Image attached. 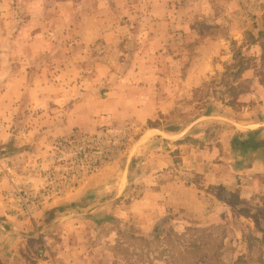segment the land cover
<instances>
[{"label": "rangeland", "instance_id": "rangeland-1", "mask_svg": "<svg viewBox=\"0 0 264 264\" xmlns=\"http://www.w3.org/2000/svg\"><path fill=\"white\" fill-rule=\"evenodd\" d=\"M93 31L96 38L85 39ZM10 51L28 54V70L54 85L52 98L68 97L62 118L82 100L96 109L74 112L77 120L88 116L91 129L76 126L61 137L46 126L33 131L29 123L41 114L26 110V125L0 146V264H166L171 256L195 264L182 252L208 264H264V197L244 191L263 185L264 174L251 176L253 161L228 149L235 132L264 116V0H0V72ZM100 63L109 75L97 80ZM3 82L0 76V90ZM134 96L157 107L144 122L111 105ZM31 132L45 138L41 147L28 143ZM73 134L99 137L100 155L74 162L56 149ZM180 143L186 149H174ZM155 152H170L173 165L154 182ZM97 160L104 163L90 172ZM105 168H114L107 181L119 188L124 172L126 187L108 206H51ZM167 173L200 192L203 213L132 206Z\"/></svg>", "mask_w": 264, "mask_h": 264}, {"label": "crops", "instance_id": "crops-1", "mask_svg": "<svg viewBox=\"0 0 264 264\" xmlns=\"http://www.w3.org/2000/svg\"><path fill=\"white\" fill-rule=\"evenodd\" d=\"M88 33L89 36H85V39L90 38V36L93 37V39L96 38V33L94 31L91 34L90 32ZM92 41L93 40H89L88 43H91ZM212 47H219V45L212 44ZM24 51H28L27 44ZM3 57L6 67L4 66L5 70L0 72V76L4 77L3 87L0 90V146H6L16 138L15 128L26 125V110L37 111V113L41 114V116L38 118V121H35L34 124L31 122L29 123V126L32 128V130H37L38 132L41 130V127H50L47 128V132H49L50 136L52 137L64 136L76 126L88 130L91 129V125L93 123L89 118H87L88 116H84L83 120H77L76 113L74 114V112L79 110V108H83L85 111H90L93 106L89 102L82 100L78 103H73L68 108V110H71L72 112L69 111V116H67V118H62L66 115L64 114V116H62L59 113H62L61 111H63V107L68 100V97L66 96V100H63L62 95H57L55 98H52V96L48 94L54 89V85L50 82L48 84L44 83L45 80H48V78H43V73H38V71L31 72L28 70V65L26 62L28 60V54H23V56L14 58L12 57L10 51V53L4 52ZM17 63L19 65H17ZM106 69L107 67L100 63L98 67L95 68L96 72L92 73L93 77L95 76L97 80L107 78L109 71L106 72ZM149 86L150 84L143 85L142 89L140 88V90L145 89L149 91ZM132 89L135 88L132 87L130 91H132ZM111 94H113V92H110L108 97L111 96ZM147 97L148 96H134L131 101L124 99L122 104L123 106L120 108H118L119 102L117 101H111V105L116 109V112L120 111L119 113H121L123 116L128 115L135 117V119L139 120L140 122H144L146 119L151 118L157 109L156 105L149 99V97ZM107 102L108 101L106 100H101L99 103H97L100 104V106H107ZM93 108L96 109L95 106ZM261 109L264 110V106H262ZM50 117L51 120H48ZM41 119H43V121ZM21 120L24 121L21 122ZM97 120H95V125L97 124ZM248 127L249 128H244V130H238V132H235L236 134H234L228 142V149L232 154H239L253 161L251 163V166L253 167L251 170H249L251 176L257 173L264 174V116L261 120L254 122ZM31 133L29 138L32 140H30L28 143L31 146L35 145L36 149L39 146L41 147V144L43 141H45V138L41 135L38 136L36 133ZM151 137L154 138L156 135L153 136L151 134L145 138V140H143L144 137L142 136L137 141L138 143L134 149V152H139L142 148L141 146ZM169 138L172 139L171 136H169ZM182 139L183 138L180 135L174 138L173 141L181 142ZM235 140L237 141L236 143H234ZM242 141L247 142L246 147L244 148H242L239 144ZM185 147L186 146H183L182 143H180L177 147H174V149L184 150L186 149ZM209 150L210 149H204V152L208 153ZM191 152L196 154L200 153L198 147L195 148V150L192 149ZM211 152L215 153L214 148L211 149ZM183 154H185V151ZM156 155L157 157L150 164L151 173H149L148 176L149 181L154 182L158 179L157 174H159V172L170 170L173 165V159L170 152L160 155L158 152H155L152 156ZM258 155L263 156L262 160L259 159L260 161H257L256 157ZM110 169L112 171L114 170V168H105L100 174L88 177L85 182L78 186L73 192H70L61 199L54 200L51 206H67L70 204H75L77 207H83L85 205L87 207H100L102 205L104 206V204L105 206H108V203L112 197L116 198L122 196L126 189V187L123 188V179H125L123 170V173L120 174V188L108 183V174H111ZM167 174L168 179L165 180V182H157L152 184L153 187L149 186L148 189H145L146 192H144L142 197L132 203V206H142L146 203L147 205L151 204L150 206L153 207L157 206L160 208L162 206L164 208H171L175 212L183 211L187 213V216H195L203 213V204H201L202 202L199 196L200 192L193 186L188 187L185 185H178L177 182L173 181V178L169 176V173ZM113 178L110 179V181H112ZM252 178L255 179L254 177ZM251 182H253V180H251ZM244 191L249 194V198H255L257 195L260 196L259 199L261 200L262 197H264V184L262 185V183H260V185H255L254 183H249L244 188ZM151 199L155 200V202L151 203ZM247 202H249L250 205L253 203V201H250L249 199ZM83 208L82 210L85 209ZM58 209L59 208H55L54 210V212H56L54 213L56 214L55 216H57L58 212L60 211V209ZM3 214V206H0V215Z\"/></svg>", "mask_w": 264, "mask_h": 264}, {"label": "built area", "instance_id": "built-area-1", "mask_svg": "<svg viewBox=\"0 0 264 264\" xmlns=\"http://www.w3.org/2000/svg\"><path fill=\"white\" fill-rule=\"evenodd\" d=\"M99 144L100 138L97 136L88 137L73 134L70 137L58 140L56 149L68 151L71 160H73L74 162H84L93 154L100 155L101 152H98L97 150V146ZM103 163L104 161L102 160L94 161V163L90 167V172L97 171Z\"/></svg>", "mask_w": 264, "mask_h": 264}, {"label": "trees", "instance_id": "trees-1", "mask_svg": "<svg viewBox=\"0 0 264 264\" xmlns=\"http://www.w3.org/2000/svg\"><path fill=\"white\" fill-rule=\"evenodd\" d=\"M261 47H263V45L261 46ZM237 141L235 140L234 141V143H236ZM246 143L247 142H244V141H242V142H240L239 144L241 145V147L242 148H244V147H246ZM170 238V237H169ZM166 239H167V237H166ZM158 240V239H157ZM168 240V239H167ZM182 254H183V259H181V260H183V262H187V261H189L191 258H193V259H195L196 261H195V264H208L209 262H207V259L205 258V257H199V258H197V256H195V254H190V257L188 258V257H186V254L187 253H183L182 252ZM174 257H170V258H168V262L166 263V264H174ZM188 263V262H187ZM218 263V262H217Z\"/></svg>", "mask_w": 264, "mask_h": 264}]
</instances>
